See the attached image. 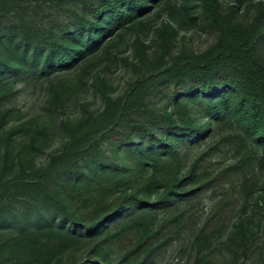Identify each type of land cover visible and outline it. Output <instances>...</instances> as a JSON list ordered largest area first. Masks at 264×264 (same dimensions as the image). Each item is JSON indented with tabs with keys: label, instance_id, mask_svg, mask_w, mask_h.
Here are the masks:
<instances>
[{
	"label": "rangeland",
	"instance_id": "rangeland-1",
	"mask_svg": "<svg viewBox=\"0 0 264 264\" xmlns=\"http://www.w3.org/2000/svg\"><path fill=\"white\" fill-rule=\"evenodd\" d=\"M218 2L225 26L236 27L242 37L264 34V20L257 19L264 0ZM127 5L118 11L125 13ZM87 7L85 0H0V63L7 64L0 70V209L7 217L0 220V264H16L19 258L7 244L10 236H21L13 249L22 248L25 262L40 245L42 264H192L196 254L199 264H264V146L227 121L211 123L208 133L184 151V173L192 169L205 179L189 198L176 201L175 209L157 213L161 223L177 210L181 224L167 221L139 255L130 251V241L104 242L101 230L89 237L78 230L70 235L66 231L74 228L49 211L53 205L41 183L59 186L64 179L58 168L49 178L40 168L59 153L65 138L61 122H75L78 135L88 134L84 141L96 136L110 126L123 100L167 70L174 56H199L217 37L204 22V0H150L119 26L93 30V46L67 39L59 55L74 58L40 71L45 50L32 61L30 52H21L18 32L9 31L32 17L38 28L54 30L72 12L96 22ZM108 11L99 25L110 20ZM150 97L157 107L166 102L163 95ZM29 203L52 217L20 230L14 218Z\"/></svg>",
	"mask_w": 264,
	"mask_h": 264
},
{
	"label": "trees",
	"instance_id": "trees-1",
	"mask_svg": "<svg viewBox=\"0 0 264 264\" xmlns=\"http://www.w3.org/2000/svg\"><path fill=\"white\" fill-rule=\"evenodd\" d=\"M85 1L96 22L76 13L73 16L66 9L71 16L54 30L38 28L34 17L11 27L9 31L20 36L23 55L30 52V59L36 61L39 51L45 50L38 70L74 58L70 53L59 55L67 39L93 46V30L119 26L150 0ZM204 2V22L215 29L217 37L199 56H174L167 70L145 80L141 91H133L123 100L110 126L94 137L84 141L88 134L78 135L79 126L71 120L59 125L65 136L59 153L40 171L49 178L53 167L58 168L64 181L59 186L42 181L41 189L53 205L49 211L74 228L66 231L70 235L78 230L79 236L89 237L101 230L104 242L130 241V251L139 255L167 221L181 224L177 210L161 223H157V213L175 209L176 201L189 198L201 186L205 175L192 169L184 173L183 153L208 133L211 123L230 122L244 138L264 146V34L240 36L236 27L232 30L224 25L218 0ZM123 3L129 4L125 13L118 11ZM105 9L110 20L101 26ZM257 19L264 20V5ZM3 67L7 64L0 63V70ZM152 95H163L166 102L157 107L150 101ZM187 185L195 186L186 190ZM24 210L14 218L20 230L37 227L52 217L35 203ZM5 215L0 209V220ZM20 237L10 236L7 243L19 257L16 264H42L40 245L30 250L31 261L20 259L22 248L13 249L19 246ZM192 264H199L197 254Z\"/></svg>",
	"mask_w": 264,
	"mask_h": 264
}]
</instances>
